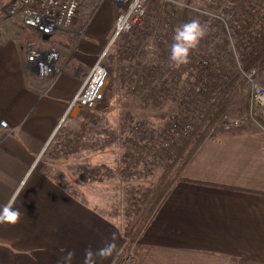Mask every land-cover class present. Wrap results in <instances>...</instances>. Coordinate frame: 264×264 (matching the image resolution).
Here are the masks:
<instances>
[{"label":"crops","instance_id":"crops-1","mask_svg":"<svg viewBox=\"0 0 264 264\" xmlns=\"http://www.w3.org/2000/svg\"><path fill=\"white\" fill-rule=\"evenodd\" d=\"M74 34L59 33L63 45ZM39 37L45 40L21 21L0 27V120L8 123L0 129V208L10 204L21 213L15 224L0 223V264H86L89 250L107 244L114 245L111 253L93 259L112 264L123 223L89 205L85 189L76 190L96 179L98 156L88 154L82 109L69 112L101 52L83 68V58L73 53L67 61L68 49L59 50L57 68L70 61L74 68L42 79L27 61ZM184 179L135 244V264L264 263V130L209 140Z\"/></svg>","mask_w":264,"mask_h":264},{"label":"trees","instance_id":"trees-1","mask_svg":"<svg viewBox=\"0 0 264 264\" xmlns=\"http://www.w3.org/2000/svg\"><path fill=\"white\" fill-rule=\"evenodd\" d=\"M196 1L182 0L183 6L178 7L171 1L153 0L144 26L121 34L114 43L110 62L117 68L118 82L126 89L134 88L136 92L133 95L142 105L160 106L173 100L175 113L171 120L168 117L163 119L168 122L167 132L172 123L174 125L175 118L180 120L182 132L189 126L192 129L179 133L172 143L167 138L169 145L162 148L164 157L157 178L136 194H131L129 209L125 213L126 222L121 226L122 239L112 264H119L126 252L135 246L166 195L178 181L185 180L184 172L209 140L253 130L251 127L229 126L228 121L237 120L233 119L236 117L240 119L243 115L240 111L238 116L231 117L239 99L245 96L246 78L242 73L255 70L256 78L264 84V1L245 0V5L228 9L221 7L220 1L217 9H221L227 21L195 11ZM194 19L203 26L205 35L191 50L187 63L174 64L170 60V50L175 30ZM158 29H165V33L155 34ZM112 88L113 85L110 86L108 100L113 95ZM130 120L123 122L130 125ZM106 135L112 137L109 133L102 135L97 132L95 136L88 137L87 130L88 154L95 151L98 156V165L96 169L92 168V174L96 173L101 184L105 181L99 176H111V166L118 163L126 170L127 178L132 168L130 163L135 166L142 164L146 151L141 139L133 136H125L123 147L113 149L114 144L102 139ZM115 157H119L121 162H116ZM98 210L114 219L105 211ZM239 264L264 263L240 259Z\"/></svg>","mask_w":264,"mask_h":264},{"label":"rangeland","instance_id":"rangeland-1","mask_svg":"<svg viewBox=\"0 0 264 264\" xmlns=\"http://www.w3.org/2000/svg\"><path fill=\"white\" fill-rule=\"evenodd\" d=\"M8 1H10V4H8ZM15 1L16 0H0V12L4 10L6 11L8 8L7 13L0 18V27H3L8 22H19V19L4 22L5 18L9 15V9L12 8ZM130 1L131 0H126V3H118V0L95 1L91 4L92 6L89 5L86 9L77 14L74 24L67 30L60 31L53 35L49 41H45L39 37V46H37L39 49L42 48V50H46L49 48L48 46L57 47L58 49L55 48V50L59 53L60 60H62L60 51H63L62 49H68V51H66L67 61H69V57H72L73 53H75L74 56H77V58H83V68L88 65L94 55L101 52L100 59H103L110 68V79L106 88L105 101L95 110L82 109L80 111L87 119L86 130H88V137L92 135L95 136V132L101 133L102 135L109 133L112 137H107L108 135H106L102 139L111 142L109 144H114L113 149L123 147V139L125 136H133L135 139H141L142 147L146 146V151H144V162L137 166L130 163L132 168L129 171V176L127 178H125L126 170L118 163L116 166H111V176H99L102 181H105V183L101 184L100 181H98V177H96L94 180L90 179L86 185L77 187L76 190L83 193L85 189L87 203L89 205L105 211L112 216L111 218L114 217L113 220L120 223L126 222L125 213L129 209L128 200H131L129 199L131 194H136L137 191L147 187L157 178L160 172V163H162L164 157L162 151L164 145L165 147L168 146L169 140V143H172L177 137H179V133L182 132V128L179 126L180 120H178V118L174 119V125L172 123V128L169 130L170 135L169 132H167L166 124L168 122L167 120H163L167 119V117L171 120L172 115L175 113L176 105L173 104V100L172 103L167 102L165 105L160 106H152L149 104L142 105L143 103L133 95L136 90L134 88H124V86L116 79L117 68L111 64L110 59L112 51L114 52V43L121 34L116 37L109 50L104 54L111 40L116 35V21L127 8ZM152 1L153 0H150L147 5L146 16L143 22L135 27L144 26L145 21L147 20L148 7ZM159 1H171L175 6H183L182 0ZM220 1H222L221 7L228 9L234 8V6L237 7L236 5L241 7V4H243L245 0H197L193 9L202 15L210 16L212 18H221L224 21H227L228 18L223 16L221 9H217V7H220ZM167 25L168 24H166L165 27ZM70 30H75V38L74 41L69 42V45L66 47L63 45L66 41L59 35V33H68ZM164 33L165 29H158V32L155 34L163 35ZM152 40L153 39H148V41ZM79 44L80 47L78 48ZM40 45H43L44 47H41ZM87 50L89 52H87ZM60 65L63 64L60 63ZM61 68H63L61 69V73H64L73 69L74 65H72V62L70 61L67 67ZM257 79L264 87V84L260 79ZM111 85H113V95L111 100H108L107 96L110 92ZM244 94L245 96H242L239 99L237 107H235L231 113V117L238 116L237 113L241 111L243 112V115L240 119H242L250 111L251 98L248 94L246 85L244 88ZM128 118H131L130 125L123 122ZM238 118L239 117L233 118L237 120H230L228 122L236 123L239 120ZM254 118H259L262 122L264 121V118L260 116V113H258L257 116L254 115ZM244 123L245 125L239 126L251 127L253 130L261 129V127L257 126L254 120L252 121L250 118L244 119ZM191 129L192 127L189 126L183 130V132L186 133ZM171 134L174 135V137ZM167 138H169V140ZM115 160L116 162H121L119 157H115ZM129 168L130 167H128V169ZM122 176H124L125 179ZM110 181L112 183H110ZM125 192H127V194Z\"/></svg>","mask_w":264,"mask_h":264},{"label":"built area","instance_id":"built-area-1","mask_svg":"<svg viewBox=\"0 0 264 264\" xmlns=\"http://www.w3.org/2000/svg\"><path fill=\"white\" fill-rule=\"evenodd\" d=\"M95 1L98 2V0H16L12 8L9 9V15L4 22L19 19L26 27L38 31L42 37H52L71 27L77 14ZM149 1L131 0L128 3L127 8L116 21V36L130 32L136 25L143 22ZM118 3H126V0H118ZM58 59L59 55L55 49L42 50L31 47L28 50L27 61L30 68L35 70L42 79L61 73V70L57 68ZM243 75L246 78L247 91L251 98L250 111L242 119L236 123H230L229 126L245 125L244 119L250 118L264 130V121L254 118V115L257 116L258 113L264 118V87L256 78L255 70L250 73H243ZM109 79L110 68L103 59H100L72 101L69 112L74 109H97L105 101ZM7 128L8 123L5 120H0V129L5 130ZM135 260L134 247H132L126 252L119 264H135Z\"/></svg>","mask_w":264,"mask_h":264},{"label":"clouds","instance_id":"clouds-1","mask_svg":"<svg viewBox=\"0 0 264 264\" xmlns=\"http://www.w3.org/2000/svg\"><path fill=\"white\" fill-rule=\"evenodd\" d=\"M205 35L203 26L198 20L180 25L173 37V43L170 50V60L174 64H185L188 62L190 52ZM21 218V213L18 209L13 208L10 204L0 208V223L15 224ZM114 245L107 244L101 248L98 253H93L89 250L86 253V264H95L93 257L99 255L101 257L107 256L111 253ZM73 256V253H68V259Z\"/></svg>","mask_w":264,"mask_h":264},{"label":"water","instance_id":"water-1","mask_svg":"<svg viewBox=\"0 0 264 264\" xmlns=\"http://www.w3.org/2000/svg\"><path fill=\"white\" fill-rule=\"evenodd\" d=\"M116 35H115V37L111 40V42H110V44L108 45V47H107V49H106V51H105V53L104 54H106V52L109 50V48H110V46L112 45V43L114 42V40L116 39ZM50 37L49 36H44V39L45 40H47V39H49ZM105 56V55H104Z\"/></svg>","mask_w":264,"mask_h":264}]
</instances>
